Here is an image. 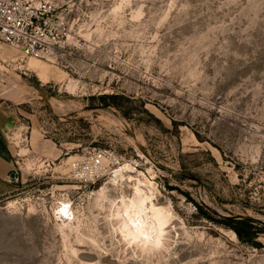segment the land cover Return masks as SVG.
Segmentation results:
<instances>
[{
	"label": "rangeland",
	"instance_id": "rangeland-1",
	"mask_svg": "<svg viewBox=\"0 0 264 264\" xmlns=\"http://www.w3.org/2000/svg\"><path fill=\"white\" fill-rule=\"evenodd\" d=\"M86 1L99 5L82 35L100 48L83 47L77 75L41 61L51 77L43 84L0 44V101L19 117L0 264H264V234L260 246L244 244L195 206L264 224V0ZM12 85L23 89L14 99L4 94ZM93 149L155 183L148 212L165 208L171 221L161 245L122 236L118 188L97 203L114 175L94 186L73 179L76 159L66 161ZM134 183L123 184L130 197ZM68 202L73 224L56 214Z\"/></svg>",
	"mask_w": 264,
	"mask_h": 264
},
{
	"label": "built area",
	"instance_id": "built-area-1",
	"mask_svg": "<svg viewBox=\"0 0 264 264\" xmlns=\"http://www.w3.org/2000/svg\"><path fill=\"white\" fill-rule=\"evenodd\" d=\"M98 5L86 0H0V44L16 49L24 59L77 75V59L89 44L82 33L91 29V10ZM86 48L94 55L100 47L91 43ZM124 162L115 152L93 149L71 162L70 174L76 182L94 186ZM14 174L17 180V171Z\"/></svg>",
	"mask_w": 264,
	"mask_h": 264
},
{
	"label": "bare ground",
	"instance_id": "bare-ground-1",
	"mask_svg": "<svg viewBox=\"0 0 264 264\" xmlns=\"http://www.w3.org/2000/svg\"><path fill=\"white\" fill-rule=\"evenodd\" d=\"M3 58L5 60H7V58L12 59L11 62H17L18 60L20 63L26 62L21 56L16 60L15 56L12 55V52L9 54L7 53V56ZM28 60L25 65L21 64L19 69L28 70L36 74L40 82L48 84L51 79L49 76V67L42 65L40 60L32 58ZM77 84V81H70L68 89L70 91H74ZM22 91L23 89L19 88L17 85H12L9 90L4 91V94L7 98L14 99L19 96ZM74 159H77V156L69 157L66 163L69 164ZM131 165L123 164L119 169H117L114 176L106 181L101 189L96 191L95 194L97 197V203H100L101 201L104 202L108 199V193L112 189L110 187H115L116 189L118 188V197L111 202V205L116 209L115 212L117 217L121 218L120 230L122 236L124 238H129V244L132 242H138L144 247L148 245L158 247L162 244L164 233L171 223L170 216L167 214V210L165 208H159L152 213L148 212V204L156 200L155 183L147 177L144 179L137 177L135 179L131 175L128 176V173L126 172H133V167ZM137 172L139 173V171ZM127 181H135L132 188L134 191V195L132 197L128 196L123 191V184ZM56 212V214L64 222L73 224L76 220V216L72 212L69 202L62 203V205L56 209ZM233 236H236L235 233H233Z\"/></svg>",
	"mask_w": 264,
	"mask_h": 264
},
{
	"label": "crops",
	"instance_id": "crops-1",
	"mask_svg": "<svg viewBox=\"0 0 264 264\" xmlns=\"http://www.w3.org/2000/svg\"><path fill=\"white\" fill-rule=\"evenodd\" d=\"M18 123L17 109L9 100L0 101V200L15 190V180L12 178L16 171L15 150L10 142V134Z\"/></svg>",
	"mask_w": 264,
	"mask_h": 264
},
{
	"label": "trees",
	"instance_id": "trees-1",
	"mask_svg": "<svg viewBox=\"0 0 264 264\" xmlns=\"http://www.w3.org/2000/svg\"><path fill=\"white\" fill-rule=\"evenodd\" d=\"M106 100V98H102ZM195 203V202H194ZM198 213L207 221L222 226L233 231L237 239L249 246L258 247V239L264 234V224L251 218H234V217H215L211 213L205 211V208L195 203Z\"/></svg>",
	"mask_w": 264,
	"mask_h": 264
},
{
	"label": "water",
	"instance_id": "water-1",
	"mask_svg": "<svg viewBox=\"0 0 264 264\" xmlns=\"http://www.w3.org/2000/svg\"><path fill=\"white\" fill-rule=\"evenodd\" d=\"M34 89L39 93V94H41L42 96H44V93H43V91L41 90V89H39V88H37V87H34ZM45 97V96H44ZM178 176H181L182 178H189V179H192V180H194V178H192V177H188V176H186V175H178ZM12 178H15V174H13L12 175Z\"/></svg>",
	"mask_w": 264,
	"mask_h": 264
}]
</instances>
